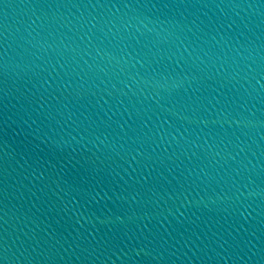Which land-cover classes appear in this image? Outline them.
Wrapping results in <instances>:
<instances>
[{
	"label": "water",
	"instance_id": "95a60500",
	"mask_svg": "<svg viewBox=\"0 0 264 264\" xmlns=\"http://www.w3.org/2000/svg\"><path fill=\"white\" fill-rule=\"evenodd\" d=\"M0 264H264V0H0Z\"/></svg>",
	"mask_w": 264,
	"mask_h": 264
}]
</instances>
